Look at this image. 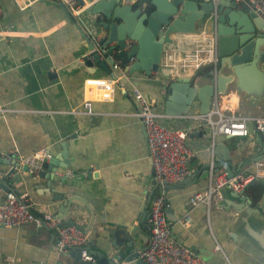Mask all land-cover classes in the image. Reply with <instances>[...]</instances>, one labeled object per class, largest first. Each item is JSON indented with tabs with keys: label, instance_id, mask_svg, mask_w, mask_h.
I'll return each instance as SVG.
<instances>
[{
	"label": "crops",
	"instance_id": "0c3cea01",
	"mask_svg": "<svg viewBox=\"0 0 264 264\" xmlns=\"http://www.w3.org/2000/svg\"><path fill=\"white\" fill-rule=\"evenodd\" d=\"M0 6L4 13L0 22V157L15 155L20 160L39 148H48L51 154H56L59 142L70 141L67 178L61 186L71 190L68 194L82 196L91 204L94 217L90 232H96L94 226L100 222L107 229L137 223L153 173L144 130L133 115L135 103L120 91L127 85L138 88L163 113V80L151 73L114 82L105 100L98 97L103 88L94 84L92 97H85L87 79L106 78L81 63L80 30L70 21L74 16L69 12L65 14L61 5L51 0L34 2L23 10L11 0H0ZM217 62L218 56L213 69ZM261 67L264 71V64ZM224 69L230 76V70ZM199 79L204 80L201 76ZM234 79L228 81L227 93L218 94L210 109L218 108L236 116L264 115V95L259 99L250 97L236 89ZM256 82L253 78L249 87L254 90ZM226 86L224 84V90ZM85 99L90 103L88 113L83 107ZM192 111L183 115V122L168 121L179 127L191 125L192 131H199L191 137L187 135L185 141L192 152L187 170L188 174L194 172V182L176 184L164 194L171 209L165 215L170 237L193 249L209 264H263L261 254H252L247 243L233 241L228 236L226 227L233 212L226 213L213 205L206 212L201 204L190 207L185 202L192 191L203 189L208 183L214 156L208 155L207 149L213 144L212 138L218 135L212 136L207 125L192 119L197 114ZM253 126L252 121L248 122L247 135L222 138V142L239 154L246 145L254 151L257 145L253 142ZM68 134H74L75 138H68ZM241 156L246 155L242 153ZM8 166L0 163L1 179L4 176L2 168ZM81 167H89L95 176L86 179ZM74 168L79 171L72 173ZM13 169L17 180L10 184L11 189H17L20 191L18 197L29 201L34 215L48 213L54 217L56 206L50 188L57 183L51 182L48 186L47 166L43 164L31 171L25 166L29 175L21 165ZM254 171L253 162L246 165L242 173ZM221 173L223 169L218 172ZM258 173L254 183L247 184L240 194L249 198V205L264 215V175ZM3 179L7 181V177ZM162 191L159 186L155 193ZM3 193L0 190V197ZM79 212L85 220L77 222L83 224L86 212L82 208ZM186 212L191 221L183 226L179 220ZM68 219L66 214L62 220ZM53 243L50 230L36 228L30 221L19 226L0 225V264H60V252ZM141 243L136 238L135 246ZM138 260L132 256L130 261L120 264H138Z\"/></svg>",
	"mask_w": 264,
	"mask_h": 264
},
{
	"label": "water",
	"instance_id": "95a60500",
	"mask_svg": "<svg viewBox=\"0 0 264 264\" xmlns=\"http://www.w3.org/2000/svg\"><path fill=\"white\" fill-rule=\"evenodd\" d=\"M82 4V0H77ZM90 2L82 13V16L71 17L80 30L82 51L80 61L86 67L98 71L106 79L114 82H124V79L136 76H149L158 74L163 80L161 91L162 110L166 122L177 119L183 122V115L189 110L197 114H205L210 110L216 96L224 90V78L220 76L221 68L226 67L236 89L245 92L252 98H261L264 95V21L245 5L234 7L231 0H220L217 7V16L211 15V3L209 0H85ZM65 14L68 10L61 6ZM77 20V21H76ZM78 22V23H77ZM216 35V52L218 62L212 71L210 78L199 76H173L167 74L162 66L163 54L179 45L176 35L194 34L203 31ZM225 63V64H223ZM255 79L256 87L250 88L251 80ZM104 80L87 79L85 97H92L94 84L104 88ZM115 84V83H114ZM132 85L124 86L120 91L128 97V91ZM105 98V97H104ZM103 98V99H104ZM105 100V99H104ZM196 130L189 132V137L198 134ZM210 135L208 130V136ZM74 134H68V138H75ZM253 142L257 145L251 151L246 145L239 154L232 152L223 142L222 138L230 136L218 134L213 139L211 148L207 154L214 156L212 173H218L221 169L226 177L244 171L246 165L262 158L264 153V130L253 129ZM60 149L56 154L50 153V159L45 164L47 170L45 178L50 186L51 182L57 186L50 188L52 202L56 206L55 218L61 223L74 225L80 232L86 235V245L83 249L91 260L81 259L80 247H68L60 252V264H120L122 261H130L132 256L145 248L148 242V204L160 186L162 193L174 189L175 185L165 182L151 181L150 189L145 193L144 206L137 223L124 224L115 228H106L100 222L94 226L96 232H90L93 221V210L86 198L68 194L67 187L62 188L61 182L67 178L66 169L69 166L70 141L59 142ZM246 156H241V154ZM148 154V151H147ZM0 163L9 164L2 168L7 181L0 178V190L13 191L18 197L20 191L11 189L10 184L15 183V169L21 165L26 173L25 164L16 156L11 158L0 157ZM74 168L72 173L78 172ZM81 172L91 180L95 173L89 167H81ZM38 174V173H37ZM194 172L178 182L183 185L189 181L194 182ZM251 179L249 184H253ZM64 185H68L65 183ZM218 198L211 203L218 210L233 212L234 216L226 227L228 236L233 241L247 243L252 254H261L264 262V215L261 210L249 205V198L229 190L226 185L216 189ZM86 213L85 223L77 220H85L79 209ZM31 215L33 212L28 210ZM169 206L164 208V214L170 213ZM69 215V219H62ZM107 229V230H106ZM136 238L142 242L135 246ZM142 263L141 260L137 261ZM264 264V263H263Z\"/></svg>",
	"mask_w": 264,
	"mask_h": 264
},
{
	"label": "built area",
	"instance_id": "2783aa9c",
	"mask_svg": "<svg viewBox=\"0 0 264 264\" xmlns=\"http://www.w3.org/2000/svg\"><path fill=\"white\" fill-rule=\"evenodd\" d=\"M19 9L23 10L34 2L40 0H11ZM64 6L68 12L78 17L83 9L90 4L82 0L80 4L77 0H51ZM220 0H209L211 3V15L217 16V7ZM235 8L245 5L248 10H252L261 20L264 21V0H231ZM3 10L0 6V22L3 18ZM179 45L169 49L163 54L162 66L167 74L173 76H191L202 65L217 61L216 35L212 30L209 34L203 31L194 34H180ZM105 89L98 94L99 99L109 95V87L114 84L113 80L104 79ZM97 85V84H95ZM128 96L135 103L133 115L142 125L145 134V143L150 160L153 180L155 182H165L175 185L182 181L188 174L187 161L192 156L191 150L186 145L188 132L193 126L179 127L164 120V114L157 110L152 102L136 87L128 91ZM215 102V101H213ZM89 100L85 99L83 107L89 112ZM215 115V118L212 116ZM192 118L191 116H189ZM196 122L209 127L212 136L216 134L233 136H245L248 133L247 123L252 121L253 129L264 130V115L236 116L225 114L218 108H211L205 114H196ZM15 156V155H14ZM9 158V156L7 157ZM50 159V153L46 148H39L31 154L21 158L26 168L37 170ZM254 173H237L230 177L225 176V172L212 173L209 169L208 183L203 189L192 191L186 204L190 207L202 205L208 212L211 203L218 198L216 189L226 185L229 190L241 193L249 184L251 179H256L262 172L264 175V158L254 162ZM218 174V175H217ZM168 206L162 192L152 195L148 204V242L142 250L136 254V258L143 264H209L200 257L193 249L180 245L172 240L164 208ZM31 204L24 198L17 197L13 191H6L0 197V225L19 226L28 221L32 222L36 228L45 227L50 230L54 237L53 246L58 252L64 251L68 247H80L81 259L91 260L83 247L86 245V235L80 232L74 225L64 224L48 213L42 215H31L29 209ZM191 221L189 212L183 214L179 223L186 226Z\"/></svg>",
	"mask_w": 264,
	"mask_h": 264
},
{
	"label": "trees",
	"instance_id": "16d2710c",
	"mask_svg": "<svg viewBox=\"0 0 264 264\" xmlns=\"http://www.w3.org/2000/svg\"><path fill=\"white\" fill-rule=\"evenodd\" d=\"M213 71V65L211 63L200 66L194 73V76H201L202 78H210Z\"/></svg>",
	"mask_w": 264,
	"mask_h": 264
},
{
	"label": "bare ground",
	"instance_id": "6f19581e",
	"mask_svg": "<svg viewBox=\"0 0 264 264\" xmlns=\"http://www.w3.org/2000/svg\"><path fill=\"white\" fill-rule=\"evenodd\" d=\"M223 64H225V63H223ZM226 70L224 69V68H221V71H220V76H222L223 78H224V84H225V86H226V89L225 90H222V88H221V91H222V93H227V89H228V79H227V76H226ZM224 84H223V86H224ZM258 106V104H253V106Z\"/></svg>",
	"mask_w": 264,
	"mask_h": 264
},
{
	"label": "clouds",
	"instance_id": "9594fccd",
	"mask_svg": "<svg viewBox=\"0 0 264 264\" xmlns=\"http://www.w3.org/2000/svg\"><path fill=\"white\" fill-rule=\"evenodd\" d=\"M155 194V193H154Z\"/></svg>",
	"mask_w": 264,
	"mask_h": 264
}]
</instances>
